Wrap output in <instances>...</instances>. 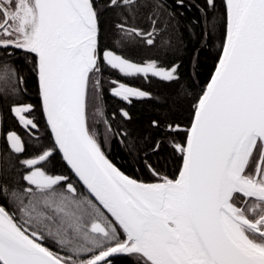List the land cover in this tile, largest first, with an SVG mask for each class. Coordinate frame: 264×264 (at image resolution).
<instances>
[{"label":"snow or ice","instance_id":"6c2138e0","mask_svg":"<svg viewBox=\"0 0 264 264\" xmlns=\"http://www.w3.org/2000/svg\"><path fill=\"white\" fill-rule=\"evenodd\" d=\"M105 6L133 20L142 8L155 14L160 7L153 0H107ZM226 11L219 63L194 105L191 127L183 130L186 142L175 144L183 159L179 175L160 176L148 165L159 182L144 183L109 161L89 126L91 104L106 133L112 131L101 61L124 76L169 82L178 79L176 66L101 52L93 0H0V49L34 54L54 140L48 145L37 137L33 152L20 159L26 152L21 135L3 134L8 166H0V176L18 165L27 171L19 181L0 182V264H112L117 255L130 264H264V0H226ZM116 28L118 44L133 37L155 42L154 27L145 32L124 21ZM22 82L16 69L0 67V89L11 86L18 95ZM110 83L111 94L129 103L149 95ZM33 107L10 108L29 132L38 129ZM57 150L89 195L67 176L51 174Z\"/></svg>","mask_w":264,"mask_h":264},{"label":"trees","instance_id":"16d2710c","mask_svg":"<svg viewBox=\"0 0 264 264\" xmlns=\"http://www.w3.org/2000/svg\"><path fill=\"white\" fill-rule=\"evenodd\" d=\"M153 3L159 5L157 1ZM119 13V9H107L102 16V43H115V49L137 63L155 60L165 68L176 66L178 79L171 82L149 79L151 81L146 88L151 97L133 103L128 109L129 119L120 115L112 118L110 114L113 132L110 136V161L131 177L139 174V170L144 176H148L150 171L147 165H151L162 176L175 179L181 169L182 156L177 153L172 142H176L178 138L179 144H183L187 138V133L183 130L190 128L194 105L216 68L226 37V0H214V6H208L206 0H189L183 1L182 4L172 1L156 7L155 14L152 8H142L134 20ZM152 20H155V25ZM124 21H127L129 26H136L145 32L153 31L154 27V44L148 45L139 37L125 41L123 45L118 44L120 33L116 25ZM5 64L16 69L18 77H23V82L18 86V95L11 92V86L0 89V101L4 110L3 129H20L12 117L10 108L15 103L27 101L35 107L37 122L42 134L46 136V144H53L54 140L42 112L34 54L20 49H0V67ZM111 79L123 78L120 75L118 77L117 70L110 69ZM109 107L110 111L116 108L111 98ZM93 113L94 108L90 104V128H93L95 119ZM170 125L173 128L178 126L181 131H170ZM33 150V147L28 145L24 155L19 158L28 157ZM7 157L8 151L3 150L0 166H8L5 162ZM12 159L15 160L16 157ZM52 161L56 163L55 168L68 170L58 151ZM21 175V166L18 165L13 172H5L0 176V182L19 181ZM81 189L84 191L82 187ZM85 194L88 195L86 192ZM113 264H130V258L116 256L113 258Z\"/></svg>","mask_w":264,"mask_h":264},{"label":"flooded vegetation","instance_id":"af4514ba","mask_svg":"<svg viewBox=\"0 0 264 264\" xmlns=\"http://www.w3.org/2000/svg\"><path fill=\"white\" fill-rule=\"evenodd\" d=\"M153 1H157V3L159 5H163V4H166V3H170L172 1L176 2L177 4H182L183 1H189V0H153ZM93 2L95 4V6H96V8L98 10V14H99V18H98V27H99L98 45H99L100 51L102 52L104 50H113V51H116L117 54L122 55L119 52V50H117V49H115L113 47V44H115V43H112V45H110V44L105 45L101 41V38H102V24H101L102 16L107 11V9H110V8H107L105 6L107 4V0H93ZM206 2H207V0H206ZM122 56H124V55H122ZM135 63H137V62H135ZM139 64H143V63H139ZM101 65H102V67H101L100 78L102 80V85H103V107H104L105 117H106V119L108 120L109 123H110V114H111L112 118H115L117 115H120L124 119H129L130 114L128 112V109H130V107L133 105V103H135L137 101H141V100H147V99H149L151 97L150 92L146 88V85L148 83H150V81H151L149 79L152 78L153 81L162 80L160 78L152 77V76H149V75L147 77H145L143 75H137V76L128 77V76H124L123 74L119 73L118 70H117L118 77L120 75V76H122L123 79H111L110 80V69L111 68L108 67L107 65L103 64L102 61H101ZM111 70H113V69H111ZM113 71H115V70H113ZM112 80L119 81L120 83H124L125 85L133 87V88H138V89H140L142 91H145V92L149 93V95L146 96V97H143V98H135V97L130 98L131 102L129 103L128 101H125V100H123V99H121L119 97H115V96H113L111 94L110 88L112 87V85H111L110 82ZM110 98L116 104V108H114V110H112V111H110V107H109ZM40 101H41V99H40ZM24 104H31V103L25 101ZM41 106H42V104H41ZM121 110H123V111L128 113V118H125L122 115ZM42 112H43V109H42ZM3 115H4L3 105H2V102L0 101V163H1V160H2V152H3V150L8 151V147H7V144L5 143L4 135H3V134L8 132L7 130L3 129V126H4L3 125ZM32 115H33V117L35 118V120L37 122V117H36V114H35V107H33ZM43 115H44V113H43ZM12 117H13L14 120H16V118H14L13 115H12ZM16 122H17V120H16ZM18 126H19L20 129H13V130L21 135L22 139L25 142L26 147H28V145H31V147H32L36 143V138L37 137L41 140V142L46 144V136L42 134V130H41V127H40L39 123H38V129L31 130V132H29L28 130H25L19 124H18ZM93 129H95V131L97 133V139H98L99 143L101 144L102 150L104 151L106 157L110 160V151L112 149V147H110V136L112 135L113 132L111 131V134H110V132L106 133V131L104 130L105 129L104 123L101 122L96 116H95V119L93 121ZM13 130H9V131H13ZM106 135H107V140L105 139ZM120 142L122 144V140L121 139H120ZM185 142H186V139H185L184 143ZM175 144H179L178 138L176 139V142H172V146L174 148H175ZM177 153L180 154L178 151H177ZM55 154H57V152ZM23 155L24 154H22V156ZM23 158H27V157H23ZM55 165H56V163H54V161H52L51 164L48 166L49 169H50L51 174L67 176L69 178V181L72 182L75 187H77L78 192H80L81 194L86 192L85 190H84L85 191L84 192L81 189L82 186L78 183L76 178L70 173L69 169L68 170L67 169L60 170L59 168L56 167L57 170H55L56 169ZM147 167H148V165H147ZM148 170L150 171L148 176H144L143 172L139 170V174H135L132 177L136 178V179H138L140 181H144V182H159L158 177L153 174V172L149 169V167H148ZM21 171H22V174H23V172L27 171V170L23 169L22 166H21ZM159 175L162 176L161 174H159ZM46 246L51 248L53 251H57L58 250L56 248V246L52 242H46ZM113 258H115V257H113ZM113 258H112V264H113Z\"/></svg>","mask_w":264,"mask_h":264},{"label":"water","instance_id":"95a60500","mask_svg":"<svg viewBox=\"0 0 264 264\" xmlns=\"http://www.w3.org/2000/svg\"><path fill=\"white\" fill-rule=\"evenodd\" d=\"M99 28V27H98ZM99 35V34H98ZM222 52H223V49H222V51H221V54H220V56L222 55ZM219 59H220V57H219ZM135 63V62H134ZM219 63V60H218V62H217V64ZM217 66V65H216ZM216 69V68H215ZM214 72H215V70H214ZM214 72H213V74H214ZM212 74V75H213ZM149 76H152L151 74H149ZM152 77H154V76H152ZM156 78H158V77H156ZM211 78H212V76H211ZM211 78H210V80H211ZM210 80H209V82H210ZM208 82V83H209ZM38 86H39V80H38ZM203 94V93H202ZM41 99V98H40ZM41 104H42V101H41ZM42 109H43V107H42ZM44 117H45V115H44ZM193 118H194V116H193ZM45 120H46V117H45ZM46 123H47V121H46ZM191 127V126H190ZM49 128V127H48ZM49 131H50V128H49ZM50 133H51V131H50ZM52 135V134H51ZM53 138V137H52ZM187 139V138H186ZM58 151V150H57ZM58 153H59V151H58ZM60 154V153H59ZM60 156L62 157V154H60ZM64 161V160H63ZM64 163H65V165L67 166V168L69 169V171H70V173L76 178V180L78 181V183L84 188V190L87 192V189L83 186V184H82V182H80L79 181V179H78V177H76V175L72 172V170L69 168V166L66 164V162L64 161ZM182 163H183V159H182ZM114 165V164H113ZM115 166V165H114ZM116 167V166H115ZM181 167H182V165H181ZM119 169V168H118ZM120 170V169H119ZM121 171V170H120ZM121 172H123V171H121ZM124 173V172H123ZM125 175H127L126 173H124ZM127 176H129V175H127ZM130 178H133V177H131V176H129ZM133 179H136V178H133ZM136 180H138V179H136ZM138 181H140V180H138ZM141 182H144V181H141ZM144 183H156V182H144ZM88 193V192H87ZM94 199V198H93ZM117 256H119V255H117ZM114 257H116V256H114Z\"/></svg>","mask_w":264,"mask_h":264},{"label":"rangeland","instance_id":"374dc122","mask_svg":"<svg viewBox=\"0 0 264 264\" xmlns=\"http://www.w3.org/2000/svg\"><path fill=\"white\" fill-rule=\"evenodd\" d=\"M83 195H86L85 193H82Z\"/></svg>","mask_w":264,"mask_h":264}]
</instances>
